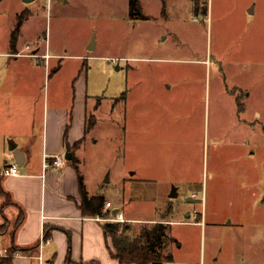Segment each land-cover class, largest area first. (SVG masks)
<instances>
[{"label": "rangeland", "instance_id": "rangeland-1", "mask_svg": "<svg viewBox=\"0 0 264 264\" xmlns=\"http://www.w3.org/2000/svg\"><path fill=\"white\" fill-rule=\"evenodd\" d=\"M193 1L140 0L142 17L132 15L131 0H0V34L27 10L22 51H32L40 35L52 52L64 53L53 63L69 88L84 70L89 95L118 99L111 121L102 113L98 143L91 134L83 145L90 189L120 199L124 177L142 164L140 139L127 149L125 103L134 105L140 125L142 102L153 101L166 117L175 109L182 120L177 139L166 142L174 148L177 140L183 174L210 191L222 182L231 199L224 215L244 220L259 213L264 230V0H197L199 10ZM184 187L177 201L188 204ZM204 237L207 250L219 245L210 230ZM219 262H228L226 253Z\"/></svg>", "mask_w": 264, "mask_h": 264}, {"label": "crops", "instance_id": "crops-1", "mask_svg": "<svg viewBox=\"0 0 264 264\" xmlns=\"http://www.w3.org/2000/svg\"><path fill=\"white\" fill-rule=\"evenodd\" d=\"M196 3L194 0V7ZM25 22L16 50L12 49L11 36L17 22L0 34V171L18 161L16 153L20 166L19 175L0 174V183L12 199L0 194V225L9 221L0 233V250L11 253L0 255V264H64L69 258L75 262L97 259L101 264H121L111 250L105 220L84 214L79 182L82 174L90 195L103 194L99 188L90 189L82 173L83 145L91 134H97L103 112L110 113L109 121L113 119L118 99L105 101L102 95H89V74L84 70L69 88L62 66L53 63L54 58H64V53L52 52L48 43H41L40 35L33 37V47L26 44L32 51H22ZM87 56L91 55L78 54L84 60ZM108 59L119 63L117 56ZM166 87L172 89L174 85ZM93 97L97 99L93 101ZM146 101L141 105L140 125L130 102L125 103L124 117L127 149L133 150L135 140L140 139L142 164L124 177L117 202L105 196L123 212L126 221L122 223L127 224L129 233L138 236L144 227L159 222L167 225L163 251L172 258L154 264H264V230L259 213L244 220L226 217L225 203L231 199L225 185L217 182L210 191L204 181L189 179L190 175L182 172L177 140L176 148L166 142L169 137L177 139L181 132L182 120L177 121V111L171 109L166 117L161 105ZM166 103L162 106H168ZM158 106L163 112L155 108ZM91 114L96 121L86 133ZM83 137V142L75 145ZM98 140L95 136V144ZM69 149L79 160V169L67 158L60 167L44 169L46 154L51 160L56 154L66 157ZM183 186L188 204L177 201ZM174 188L178 194L171 196ZM208 230L212 240L219 243L209 250L204 237ZM198 235L197 246H192L191 238L196 240ZM17 251L24 254L14 255ZM222 253H226L228 262H219ZM208 255L213 263H208Z\"/></svg>", "mask_w": 264, "mask_h": 264}, {"label": "trees", "instance_id": "trees-1", "mask_svg": "<svg viewBox=\"0 0 264 264\" xmlns=\"http://www.w3.org/2000/svg\"><path fill=\"white\" fill-rule=\"evenodd\" d=\"M131 13L132 15L145 17V14L141 10L140 0H131ZM28 11L24 10L18 15L17 23L15 29L11 36L12 49L16 50V45L21 34L22 25L28 16ZM96 117L91 114L88 119L86 133L95 124ZM84 140V137L76 142L75 145H80ZM73 148V147H72ZM70 161L78 167V159L75 154L72 155ZM80 190L83 198L82 210L85 215L98 216L104 215V205L107 201L104 194L90 195L86 184L84 182V177L79 174ZM0 194L6 195L9 201L12 200L11 196L5 192L0 183ZM22 220V216L19 218V222ZM9 221H5L0 225V233L7 229ZM104 227L106 232L111 237V250L113 255L117 257L121 264H150L162 260H170L172 258L171 254L165 253L163 251L164 237L166 234L167 225L165 223H156L153 227H144L138 236H132L129 233V227L126 223L115 222V221H105ZM11 250H15L12 248ZM9 259V258H8ZM47 264H55L50 261ZM64 264H101L99 260L94 259L87 262H75L72 259H68Z\"/></svg>", "mask_w": 264, "mask_h": 264}, {"label": "built area", "instance_id": "built-area-1", "mask_svg": "<svg viewBox=\"0 0 264 264\" xmlns=\"http://www.w3.org/2000/svg\"><path fill=\"white\" fill-rule=\"evenodd\" d=\"M48 56V55H47ZM113 61L116 62L117 59L113 58ZM65 155L63 154H56L53 156V159H50L48 154L45 155L44 158V169L49 167H60L64 164ZM1 175H19L20 174V166L17 162L11 163L6 165L1 171ZM195 195V194H194ZM114 206L112 205L111 201H107L104 205V215H98L99 219H103L105 221H115V222H124L126 221L125 216L122 211L118 210L114 212ZM44 240V239H43ZM10 252L8 249L0 250V255L2 256H10ZM24 253L17 251L14 255H23ZM150 264H154L153 262Z\"/></svg>", "mask_w": 264, "mask_h": 264}, {"label": "water", "instance_id": "water-1", "mask_svg": "<svg viewBox=\"0 0 264 264\" xmlns=\"http://www.w3.org/2000/svg\"><path fill=\"white\" fill-rule=\"evenodd\" d=\"M27 1H31V0H27ZM90 48L91 49L94 48V43L91 44ZM16 155H17V159H18L17 163L19 164V155L17 153H16ZM66 158L67 159H71L72 158V153H71L70 149L68 150V152L66 154ZM177 194H178L177 189L174 188L173 191H172L171 196H176ZM117 211H118V208L114 210V212H117Z\"/></svg>", "mask_w": 264, "mask_h": 264}, {"label": "flooded vegetation", "instance_id": "flooded-vegetation-1", "mask_svg": "<svg viewBox=\"0 0 264 264\" xmlns=\"http://www.w3.org/2000/svg\"><path fill=\"white\" fill-rule=\"evenodd\" d=\"M195 7H198V10H199V3H196V4H195Z\"/></svg>", "mask_w": 264, "mask_h": 264}]
</instances>
